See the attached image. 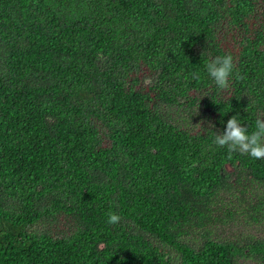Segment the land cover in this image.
<instances>
[{
  "label": "trees",
  "instance_id": "1",
  "mask_svg": "<svg viewBox=\"0 0 264 264\" xmlns=\"http://www.w3.org/2000/svg\"><path fill=\"white\" fill-rule=\"evenodd\" d=\"M235 115L264 118V0H0V264H264L211 235L264 224V159L214 143Z\"/></svg>",
  "mask_w": 264,
  "mask_h": 264
},
{
  "label": "clouds",
  "instance_id": "2",
  "mask_svg": "<svg viewBox=\"0 0 264 264\" xmlns=\"http://www.w3.org/2000/svg\"><path fill=\"white\" fill-rule=\"evenodd\" d=\"M234 69L233 56L225 54L216 56L206 62V70L208 75L215 82L216 86L221 89L229 87V77ZM237 79L243 77L237 72ZM214 143L219 147H227L229 155L233 152L247 154L254 159H264V118H257L251 132L242 125L237 116H232L226 122L224 131L219 132L214 137ZM121 221V216L110 211L107 214V223L116 225Z\"/></svg>",
  "mask_w": 264,
  "mask_h": 264
},
{
  "label": "rangeland",
  "instance_id": "3",
  "mask_svg": "<svg viewBox=\"0 0 264 264\" xmlns=\"http://www.w3.org/2000/svg\"><path fill=\"white\" fill-rule=\"evenodd\" d=\"M211 235L217 240H244L247 237H264V224L262 223H246L242 220H238L232 223L218 222L211 228ZM196 236L192 234L190 238V244H194V238ZM203 241V237H197L196 243L200 244ZM238 264H254L250 259L240 258Z\"/></svg>",
  "mask_w": 264,
  "mask_h": 264
}]
</instances>
